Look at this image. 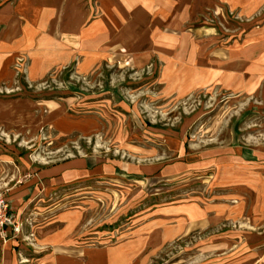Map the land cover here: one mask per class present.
I'll return each instance as SVG.
<instances>
[{
    "label": "rangeland",
    "instance_id": "1",
    "mask_svg": "<svg viewBox=\"0 0 264 264\" xmlns=\"http://www.w3.org/2000/svg\"><path fill=\"white\" fill-rule=\"evenodd\" d=\"M194 25L237 52L264 39V6L244 16L220 3ZM77 46L42 52L37 81L27 75L38 58L0 59L10 75L0 82V192L8 199L25 175L72 160L110 171L37 200L39 229L58 234V251L0 238V264H88L87 251L90 264H264V80L204 87L162 52ZM65 209L79 214L69 233L46 220Z\"/></svg>",
    "mask_w": 264,
    "mask_h": 264
},
{
    "label": "crops",
    "instance_id": "2",
    "mask_svg": "<svg viewBox=\"0 0 264 264\" xmlns=\"http://www.w3.org/2000/svg\"><path fill=\"white\" fill-rule=\"evenodd\" d=\"M220 3L231 9L240 8L244 16H252L264 6V0H0V59L8 64L20 54L38 58L32 61L27 75L30 81H37L42 75V52L58 51L65 44L74 50L80 47L77 45L84 50L93 46L103 56L124 48L149 57L162 52L170 67L192 68L196 73L195 85H221L233 90L241 84L249 90L264 80V39L248 41L235 52L233 44L224 50L214 37H197L204 33L200 25H194L197 15ZM206 47L208 51L202 53ZM176 49L180 53L175 55ZM188 53L189 59L185 57ZM5 68L9 69L0 63V82L10 81V75L4 74ZM177 77L178 83L186 81V77ZM237 79L242 81L235 85ZM168 80L174 81L166 74L164 82ZM107 171L110 170L106 165L78 159L27 174L12 184L8 197L11 211L27 232L22 236L9 233L5 245L22 243V247H33V252L58 251V234L51 229H39L43 224L37 223L35 215L42 207L37 200L60 186ZM53 207L51 204L45 209L52 211ZM78 215L74 209H65L46 220L48 225L64 222L69 233ZM65 244L60 250L73 261L74 249L69 242ZM86 254L90 264V251ZM107 258L111 260L112 256Z\"/></svg>",
    "mask_w": 264,
    "mask_h": 264
},
{
    "label": "built area",
    "instance_id": "3",
    "mask_svg": "<svg viewBox=\"0 0 264 264\" xmlns=\"http://www.w3.org/2000/svg\"><path fill=\"white\" fill-rule=\"evenodd\" d=\"M22 224L15 220L9 200L4 192H0V238L5 240L8 234L17 235Z\"/></svg>",
    "mask_w": 264,
    "mask_h": 264
}]
</instances>
